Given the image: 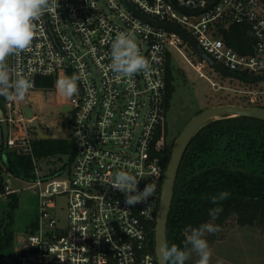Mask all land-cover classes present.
Segmentation results:
<instances>
[{
  "label": "built area",
  "instance_id": "built-area-1",
  "mask_svg": "<svg viewBox=\"0 0 264 264\" xmlns=\"http://www.w3.org/2000/svg\"><path fill=\"white\" fill-rule=\"evenodd\" d=\"M128 4L152 22L186 31L224 69L264 77V0H49L52 10L35 21L31 51L11 54L7 69L10 82L21 77L30 81L26 93L62 70L80 77L77 96L68 99L76 154L66 173L47 177L35 172L31 183L39 199L37 224L27 238L15 239L0 264H158L152 235L167 169V59L175 51L213 90L228 88L204 72L209 67L205 61L195 64L186 55L189 44L180 34L143 19ZM231 25L249 27L247 52L224 39L222 30ZM120 32L134 39L149 61L148 72L115 78L109 68L111 42ZM232 92L247 99L243 106L264 103V87ZM20 101L7 98L5 111L9 125L24 134L11 137L9 131L5 144L8 151L25 148L34 165L31 122ZM3 155L0 147V167ZM121 170L136 176L141 190L155 185L147 203L127 206L124 194L108 183ZM62 199L67 201L64 224L52 212L60 209Z\"/></svg>",
  "mask_w": 264,
  "mask_h": 264
},
{
  "label": "trees",
  "instance_id": "trees-1",
  "mask_svg": "<svg viewBox=\"0 0 264 264\" xmlns=\"http://www.w3.org/2000/svg\"><path fill=\"white\" fill-rule=\"evenodd\" d=\"M222 35L229 45L241 52L248 51L245 44L251 41L249 27L231 25L222 30ZM165 79L167 115L176 90L175 83L179 79V72L171 63V55L167 59ZM38 86L53 90L55 78L40 79ZM238 99V104H249L244 97ZM6 100V96L0 95V107L4 112ZM257 106L264 108V103L260 102ZM166 133L168 151L165 163L168 166L178 136L170 139L167 127ZM1 142L4 152L2 165L15 178L33 181L36 174L31 156L8 151L3 138ZM33 150L37 159L69 154L71 165L76 154L74 145L63 139L35 140ZM2 173L0 169V191L4 193ZM221 192H228V198L213 204L210 197L218 196ZM13 201H17V197ZM217 206L222 211L212 220L209 209ZM232 221L239 227H264V121L242 116L209 122L197 132L187 148L178 171L169 211L167 242L183 248L184 230L188 225L198 227L211 222L219 225L221 231ZM12 229L13 221L0 238V259L13 249L16 237ZM152 249L155 251V232L152 235ZM186 264H190L189 260Z\"/></svg>",
  "mask_w": 264,
  "mask_h": 264
},
{
  "label": "rangeland",
  "instance_id": "rangeland-1",
  "mask_svg": "<svg viewBox=\"0 0 264 264\" xmlns=\"http://www.w3.org/2000/svg\"><path fill=\"white\" fill-rule=\"evenodd\" d=\"M182 45L184 48L185 44L182 43ZM184 52L195 64L201 61V58L192 47L185 46ZM10 58L11 55H9L5 61L7 68L11 62ZM171 63L179 72V79L175 83L176 90L171 99V108L166 115V127L170 139L177 136L179 137V133L183 131L189 121L201 111L213 106L215 107L228 103H235L232 105H243L238 104V97H243L232 92L234 89L264 87V83L249 85L229 77H223L222 74L216 72L211 67H207L204 69V72L220 86L228 88L227 90L215 91L212 86L205 79L201 78L188 65L184 58L175 51H172ZM72 75V72L62 70L55 77V87L53 91L56 94L57 104L68 101L69 97L64 96L57 90L56 81L65 76ZM94 75L98 78L96 73H94ZM44 91L43 88H38L36 91L25 93L20 101V105L26 104L27 107L33 109L34 117L43 124L41 126H44L43 128L46 132L51 133L50 136L53 135V133H58L61 139L67 140L70 144H73L71 141L70 128L71 113H64L61 109L55 107L50 100V96H47ZM10 93L11 89H9V94ZM75 96H77V93ZM14 117H16V115H14ZM8 118L9 116L5 111L6 122ZM30 125V137L34 142V140H38L35 135L37 128L32 126V123H30ZM8 127L11 137L24 134V132H20L12 125ZM2 138L3 130L2 121L0 120V147L3 149L1 142ZM3 143H5L4 139ZM16 148L17 150H22L20 152L17 151L19 154L27 153L25 148L21 146ZM14 151H16V149ZM70 158L69 154L41 159L36 158L34 172L38 171L41 176L47 177L58 173H66L72 168ZM69 165H71L70 168ZM0 169H2L3 172V184L5 186V192L2 193L0 191V238L4 236L5 229L10 225L11 221H13L12 231L15 237L27 238L29 231L36 226L38 221L39 199L36 189L33 188L31 181H25L11 175V173L7 171L5 165L0 167ZM6 187L9 188V192H7ZM14 197H17V201H13ZM52 212L59 220L60 224H64L67 221V201L62 199L60 202V209L57 211L53 210ZM205 238L213 253L210 264H264V227H239L232 221L216 235L208 233L205 235ZM196 259V255L193 254L191 259H189L190 264H195Z\"/></svg>",
  "mask_w": 264,
  "mask_h": 264
},
{
  "label": "clouds",
  "instance_id": "clouds-1",
  "mask_svg": "<svg viewBox=\"0 0 264 264\" xmlns=\"http://www.w3.org/2000/svg\"><path fill=\"white\" fill-rule=\"evenodd\" d=\"M48 10H52L49 0H0V95L8 99H22L32 86L30 81L23 77L10 82L5 61L11 54L31 51L37 34L35 21ZM110 58L109 68L117 80L122 77L131 78L138 72L149 70V61L141 54L134 39L124 32L118 33L112 40ZM79 79L76 75L65 76L56 81V88L64 96L72 97L78 92ZM9 89H14V93L9 94ZM108 183L124 194V203L130 207L147 203L155 192V185L152 184H146L141 190L136 176L124 170L116 172ZM228 196V192H221L210 199L213 204H217ZM221 211L219 206L209 209L212 220H215ZM219 231V225L211 222L198 227L188 225L184 230L183 248L174 243L169 245L167 241L160 245L159 255L163 264H186L193 254L197 257L195 264H210L213 253L205 235Z\"/></svg>",
  "mask_w": 264,
  "mask_h": 264
},
{
  "label": "water",
  "instance_id": "water-1",
  "mask_svg": "<svg viewBox=\"0 0 264 264\" xmlns=\"http://www.w3.org/2000/svg\"><path fill=\"white\" fill-rule=\"evenodd\" d=\"M173 3L176 5L174 1ZM129 7L143 19L151 21L150 19L142 15L133 6L131 7L129 5ZM152 23L160 25L166 29L175 31L178 34H180L185 39V41L188 42L189 46L193 48V50L197 53V55L209 65V67H211L216 72L222 74L223 76L245 83H259L264 81V77L242 76L224 69L219 64H217L204 50H202L200 46L195 42V40L186 31L182 30L181 28L166 23H159V22H152ZM24 113L26 117L29 119L33 117L32 109L29 107L24 108ZM241 116L264 121V108L254 107V106L232 105V104H224L215 107L213 106L204 111H201L196 116H194L186 125V127L183 129V131L180 133L179 137L177 138L172 150L170 161L168 163L165 172V177L163 181L161 197L159 202V210L157 215L156 232H155V248H156V255L158 258V264H163L162 258L159 255V247L164 241H167V226L169 219V211L174 197V189H175L178 171L183 156L187 151V148L191 144L197 132L209 122L223 119L226 117H241ZM0 120L2 121L3 139L4 142L7 143L9 138V127H8V123L5 121L4 110L1 107H0ZM40 135L41 136L43 135L42 132H40ZM43 137L46 136L43 135ZM18 247H22V242L18 243Z\"/></svg>",
  "mask_w": 264,
  "mask_h": 264
},
{
  "label": "crops",
  "instance_id": "crops-1",
  "mask_svg": "<svg viewBox=\"0 0 264 264\" xmlns=\"http://www.w3.org/2000/svg\"><path fill=\"white\" fill-rule=\"evenodd\" d=\"M44 90H45L44 93H46L47 96H50V100H51L52 104L55 107L61 109L62 112H64V113L69 111L68 101H64L62 103L57 104L56 103V94H55V92L53 90H46V89H44ZM66 109H68V110H66ZM64 110H66V111H64ZM32 113H33V117L30 118L29 121L32 123V126H35L37 128V131H36V134H35L36 135V139H61L60 136L58 135V133L57 134H54L52 132L53 135L50 136L51 133L46 132V130H44V128H43L44 126H41L43 124L40 123L39 120L34 117V111H33V109H32ZM40 132H42V134L44 136H46V137H43V135L41 136L40 135ZM51 137H53V138H51Z\"/></svg>",
  "mask_w": 264,
  "mask_h": 264
}]
</instances>
